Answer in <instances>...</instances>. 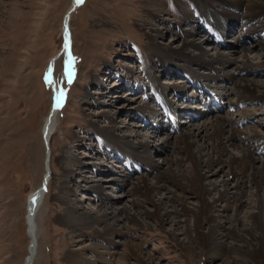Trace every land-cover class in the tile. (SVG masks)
<instances>
[{"label":"rangeland","instance_id":"rangeland-1","mask_svg":"<svg viewBox=\"0 0 264 264\" xmlns=\"http://www.w3.org/2000/svg\"><path fill=\"white\" fill-rule=\"evenodd\" d=\"M209 1L216 9L221 7L216 0ZM73 3L74 0H0V264L25 263L34 241L29 233L28 201L42 186L50 161L54 172L45 203L36 217L39 240L36 264H78L67 259L74 249L75 253L95 259L97 255L92 247L76 250L84 244H100L107 264H264V231L251 219L246 221L241 217L235 222L234 206L228 209L219 206L213 212L219 222H202L199 230L196 229L198 222H194L190 214L184 217L190 222L175 225L173 222L162 224L149 203L143 212L135 211L132 202L137 196L126 179L145 174L148 182L153 183L158 171H144L147 166L137 171L135 163L128 166V160L116 157L106 137L107 128L114 125L117 130L113 135L125 136L134 143L147 140L154 149L153 163L165 167L164 158L176 151L174 135H180L175 124H172L174 130L168 125L170 121L174 123V119L162 116L157 122L156 116L153 117L154 122L159 123L153 134L151 123L146 127L142 119L138 120L139 115L147 120L151 117L135 110L142 103L154 102L156 88L173 85L180 89L188 86V93L183 90L181 97L174 92L167 93L169 104L197 113L194 119H202L201 109L207 111L219 105L221 115L241 126L243 140H252V128L264 136V101L240 102L235 86L247 77L264 81V48L261 47L264 15L248 21L244 17L246 11L240 8L230 15L231 31L225 37L226 43L221 45L203 31L206 22L200 19L201 12L196 10L192 0H153L151 6L149 0H83L73 14L71 48L65 51L64 25ZM188 14L190 20L186 19ZM148 33L153 36V42ZM185 41L189 43L186 47ZM199 41L204 43L203 48L190 47ZM238 42L248 49L239 47ZM216 47L223 53H236V48H242L234 56L249 59L255 67L244 73L233 64L227 66L226 72L239 78L235 83L223 82L225 96L216 104L210 100L208 103L186 100L184 97H193V91L199 98L203 93L196 89L198 85L190 88V81L175 69L185 74L193 69L200 76L208 74L209 70L183 58L164 62L150 51L160 50V53L185 48L186 53L193 56L205 50V54L215 57ZM61 50L63 53L59 56ZM54 58L57 62L55 82H52L48 75ZM149 66L157 84H153L147 74ZM95 80L99 84L94 83ZM198 83L201 80L196 81ZM55 95L61 98V109L51 152L43 128L55 104ZM211 106L213 108L209 109ZM194 108L197 112L192 110ZM194 119L188 122L185 114L178 116L181 128L195 124ZM138 131L141 136L137 135ZM171 133L174 135L166 140ZM255 141L253 152L264 159V146L260 140ZM68 151L80 164L70 167L69 190L63 188L65 178L60 166ZM132 161L142 163L137 159ZM116 175L119 181L108 180ZM209 177L213 182L224 179L231 185L237 184L227 172ZM96 182L104 184L98 194L108 199L112 207L128 209L141 222L129 219L122 222L124 228L110 236V240L92 229L73 233L64 222L69 205L61 200V190H67L65 196L80 204L81 211L96 213L99 195L92 187ZM246 183L245 186L251 185ZM184 194L190 198L189 207L193 208L195 196L189 191ZM210 227L217 231L212 240L206 239ZM79 238L82 240L78 241Z\"/></svg>","mask_w":264,"mask_h":264},{"label":"bare ground","instance_id":"bare-ground-1","mask_svg":"<svg viewBox=\"0 0 264 264\" xmlns=\"http://www.w3.org/2000/svg\"><path fill=\"white\" fill-rule=\"evenodd\" d=\"M192 1L195 3L196 10L201 12L202 17H200V19H204L205 21L203 20V22L210 25L209 27L204 23L203 31L208 33L209 36L219 44L226 43L225 37H227L229 35L228 33L231 31V23H228V19H230V15L240 11V8L246 11L244 17H247L248 21H255L264 15V0H216L221 4L219 9H216L209 0ZM152 3L153 0H149V6H151L150 4ZM209 7L211 8L209 9ZM77 9L78 3L74 0V3L66 16L65 51L71 48V20ZM234 9H236L235 12L233 11ZM157 16L161 17V15ZM190 17L191 15H186L187 20H190ZM158 31L160 30L157 29L158 36H161V32ZM148 34L153 42V36L151 33ZM238 43L237 45L242 47V45ZM188 44V41H185V47ZM203 44V42L199 41L196 45L192 43L190 47H200L201 49V47L203 48ZM219 44L218 46L220 47ZM261 47L264 48V44H262ZM218 48H215L217 54L215 57L205 54V50L200 54L193 56L186 53L185 48L177 51L162 50L160 53H158L160 50H155L156 52H154L150 49V51L153 55L158 54L164 62H169L173 58H183L201 68L209 70L210 72L208 74L200 76L198 75L199 73L193 69H188L186 74L175 69L181 76L187 78V82L190 81V88H194L198 85L196 89H198L200 93H203L199 98V96L194 95L193 91L192 94L194 99L193 97L188 96L184 97L187 98L186 100H190V102L192 101L191 103H196V101H205L208 103L210 100L212 102L214 101L216 104L225 96V92L223 91L225 86L223 82L231 80L235 83V80L239 78V76H233V73L226 72L225 69L227 66L233 64L234 66H237L238 70L241 69V72L244 73H246V71L251 72L255 68L251 65L249 59L234 56L236 53L242 51V48L248 49L247 47L236 48V53L232 51L223 53ZM54 60L55 59L52 61V67L49 74V79L52 82H55L54 71L57 62V60ZM262 64L264 65V61ZM173 65L179 68L183 67L176 63H173ZM146 70L153 84H157V78L156 75L153 74L151 66ZM9 75L11 74L9 73ZM193 77L196 81L201 80V83L196 84V81L192 79ZM136 78L139 79L140 77L136 76ZM242 82L243 83L240 84L238 81L235 85L237 88L236 97L241 99L240 102L247 103L264 101L263 80L247 77L245 80H242ZM94 83L99 84L97 80H95ZM211 84L215 89L211 87ZM186 88L189 87L185 86L181 87V89L177 85H173L169 88L159 87L155 89L154 95L153 90L151 89L153 98L156 97L158 103L155 102V98L153 100L154 102L152 101L153 103H142V105L135 110V112L140 113L143 116L151 117L147 120L141 118L139 115L138 120L142 119V122L146 127L151 123L154 126L151 128V133L153 134L157 132L155 126L157 125L158 127L159 124L154 122L153 117L156 116L157 122L160 121V117L162 116L164 118L169 117L170 119H174V123L170 121L171 123L169 122L168 125L175 124L174 128L176 131L179 130L180 135H174L171 133L166 137V140H169L174 135L177 138V143L174 147L176 153L174 152L171 156L168 155V157L164 158L163 162L165 167L160 168L153 163L155 160L152 159L154 149L147 143V140H137L134 143L133 141H128L125 136L113 135L114 131L117 130V126L113 125L107 128V141L109 140L110 147L114 149L113 151L117 158L124 161L128 160L126 161L129 162L128 166L135 163L137 171L145 168V166L147 167L144 171L152 169L158 171L157 176L155 177V182L153 183L148 182V178L145 174L139 177L126 179L127 184L131 187V191H134L137 196L132 202L133 208H135V211L138 213H141L149 203L154 208L155 216L160 222H162V224L173 222L175 225H178L180 222H190L184 218L187 214H190L193 221L198 222V227L196 229L199 230L202 228V222H219L213 214L219 206H222L225 209L234 206V210L236 211L235 222H239L241 217L245 218L246 221L251 219L256 222L262 231H264V159H261L255 154V152H253L252 145L255 140H260L264 146V136L261 135V131L252 128L251 130L253 134L250 135V137L253 141L251 140L248 142V140H243L241 138L243 136L241 133L243 131L241 126L234 119L221 115L219 110L222 109V107L220 108L219 105L215 106L216 109H211L213 106L209 108L211 110L206 111V108L203 110L201 109L203 116L201 115L202 119L199 121L194 119L195 114L197 113L193 114L188 113L189 111H182L180 106L175 108L173 104L174 107L171 106V104H169V97L167 99V93L174 92L176 93L174 95L181 97L183 90H186ZM185 92L188 93L187 90ZM56 97L55 104L53 105L52 111L47 117L43 128V135L45 141H47L50 146L51 152L52 139L57 129L58 115L61 109V104L59 103V106L57 105L59 97ZM149 98L150 97L148 96L146 100ZM192 110L197 112L195 108ZM179 114H185V117L189 119L188 122L192 121V119L197 122L195 124L182 125L183 127L181 128V124H179L178 120ZM234 115L235 114L232 113V116ZM206 116L207 118L204 119ZM181 122L184 123L185 121ZM137 135L141 136V132L138 131ZM234 150L237 151L236 154L233 153ZM66 156L67 155L62 157L63 159L60 161V166L64 172L63 178H65L63 181L65 183L63 188H68L69 190L70 184L72 183V180L70 179L71 177H69L68 174L70 167L72 165L80 164H78L79 160L77 157H73L71 152L68 151V156ZM132 159H137L142 163L140 164L137 161H132ZM51 165L50 161V168L48 167L49 173L46 175L42 186L30 195L28 201L29 233L34 241L29 247V254L24 264H36L38 258L39 240L36 217H38L37 215L40 210H42L52 180L54 168H52ZM218 169L220 173L227 172L228 176L235 178L237 184L231 185L229 181L224 179L218 180V182L210 181L209 176L211 174L214 176L218 175L219 172H215ZM108 180L119 181V177L116 175L112 178L111 176ZM247 181L251 185L245 186ZM92 187L95 194H101V191L105 186L102 183L96 182ZM64 189L61 190V193L63 194L61 200L69 205L64 222L70 227L73 233L79 230L84 231L86 229H92L93 231L100 233V236L104 237V239H109L111 238L110 236L124 228L125 225L122 222H126L128 219L134 222H141L139 221L140 219L135 216V214L129 212L128 209L120 210V208L112 207L108 199L103 198L99 194L98 199H96V201L99 202L98 211L96 213L92 211H81V205L74 200L67 198L65 195L68 192ZM187 191H189V194L195 196L192 203L193 208L189 207V203H191L190 198L184 194ZM209 197H212L211 201L208 200ZM241 212H245V214L241 215ZM216 232V228L210 227V232L206 236V239L212 240ZM80 240L82 239L79 238L78 241ZM89 247H92V252L97 255L95 259L83 256L81 252L75 253L74 249V251L68 254V261L71 263L77 262L78 264H105L106 262L103 258L105 252L102 250L100 244H84L83 247L76 250L80 251L88 249Z\"/></svg>","mask_w":264,"mask_h":264},{"label":"snow or ice","instance_id":"snow-or-ice-1","mask_svg":"<svg viewBox=\"0 0 264 264\" xmlns=\"http://www.w3.org/2000/svg\"><path fill=\"white\" fill-rule=\"evenodd\" d=\"M76 2L79 4V3H83V0H76ZM70 63H71V61H70ZM60 99L61 98H58V100H57V105L59 106V103H60Z\"/></svg>","mask_w":264,"mask_h":264},{"label":"water","instance_id":"water-1","mask_svg":"<svg viewBox=\"0 0 264 264\" xmlns=\"http://www.w3.org/2000/svg\"><path fill=\"white\" fill-rule=\"evenodd\" d=\"M65 26H66V22H65ZM65 29V28H64ZM63 52V50L58 54L60 56V54ZM55 59V58H54ZM53 61V60H52ZM52 66V65H51ZM57 92V90H56Z\"/></svg>","mask_w":264,"mask_h":264}]
</instances>
